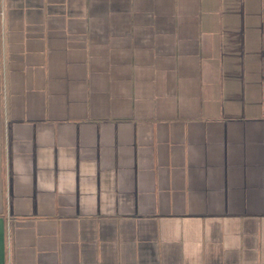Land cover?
I'll return each mask as SVG.
<instances>
[{
	"label": "crops",
	"instance_id": "0c3cea01",
	"mask_svg": "<svg viewBox=\"0 0 264 264\" xmlns=\"http://www.w3.org/2000/svg\"><path fill=\"white\" fill-rule=\"evenodd\" d=\"M0 6V264H264V0Z\"/></svg>",
	"mask_w": 264,
	"mask_h": 264
},
{
	"label": "built area",
	"instance_id": "2783aa9c",
	"mask_svg": "<svg viewBox=\"0 0 264 264\" xmlns=\"http://www.w3.org/2000/svg\"><path fill=\"white\" fill-rule=\"evenodd\" d=\"M0 13H3V9L1 8V6H0Z\"/></svg>",
	"mask_w": 264,
	"mask_h": 264
}]
</instances>
